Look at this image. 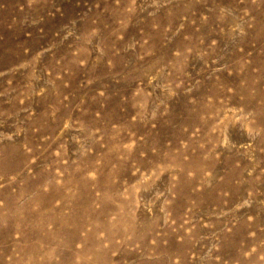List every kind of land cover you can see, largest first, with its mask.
I'll return each mask as SVG.
<instances>
[{"label":"rangeland","instance_id":"1","mask_svg":"<svg viewBox=\"0 0 264 264\" xmlns=\"http://www.w3.org/2000/svg\"><path fill=\"white\" fill-rule=\"evenodd\" d=\"M4 218L0 264H264V0H0Z\"/></svg>","mask_w":264,"mask_h":264},{"label":"bare ground","instance_id":"2","mask_svg":"<svg viewBox=\"0 0 264 264\" xmlns=\"http://www.w3.org/2000/svg\"><path fill=\"white\" fill-rule=\"evenodd\" d=\"M9 219H10V217H8ZM7 219V218H6ZM3 220H5V218L4 219H0V221H3ZM8 220V219H7ZM74 236V235H73ZM89 249V248H88ZM31 251H35V248H31ZM89 251V250H88Z\"/></svg>","mask_w":264,"mask_h":264}]
</instances>
